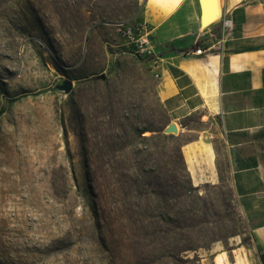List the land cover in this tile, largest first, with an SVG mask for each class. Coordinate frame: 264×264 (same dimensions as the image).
Here are the masks:
<instances>
[{"label": "rangeland", "instance_id": "1", "mask_svg": "<svg viewBox=\"0 0 264 264\" xmlns=\"http://www.w3.org/2000/svg\"><path fill=\"white\" fill-rule=\"evenodd\" d=\"M142 8L0 0V264H258L220 120L204 132L195 115L191 131L167 133L151 62L118 34ZM67 79L69 94L58 89ZM198 132L215 143L221 177L195 185L182 146ZM134 204L143 232L125 238L117 209Z\"/></svg>", "mask_w": 264, "mask_h": 264}, {"label": "crops", "instance_id": "2", "mask_svg": "<svg viewBox=\"0 0 264 264\" xmlns=\"http://www.w3.org/2000/svg\"><path fill=\"white\" fill-rule=\"evenodd\" d=\"M204 1L208 17L213 8ZM216 2L204 26L200 0H143L137 21L152 28L158 57L151 66L171 124L189 132L198 115L207 132L220 120L235 195L264 264V0ZM223 7L233 22L227 30L219 22ZM200 43L212 49L196 55ZM200 134L182 146L197 185L221 177L215 143Z\"/></svg>", "mask_w": 264, "mask_h": 264}, {"label": "built area", "instance_id": "3", "mask_svg": "<svg viewBox=\"0 0 264 264\" xmlns=\"http://www.w3.org/2000/svg\"><path fill=\"white\" fill-rule=\"evenodd\" d=\"M223 30L232 28L233 22L231 19L227 18V12L222 14L219 21ZM118 34L126 40L128 45L132 46L134 52L143 58H147L150 62L157 58V53L155 51V46L152 41V28L148 23L138 22L137 17L122 21L116 25ZM212 49L211 46H205L200 43L194 53L196 55H201L207 50ZM156 60V59H155ZM156 79L160 76L154 73Z\"/></svg>", "mask_w": 264, "mask_h": 264}, {"label": "trees", "instance_id": "4", "mask_svg": "<svg viewBox=\"0 0 264 264\" xmlns=\"http://www.w3.org/2000/svg\"><path fill=\"white\" fill-rule=\"evenodd\" d=\"M199 44H197L196 46L198 47ZM98 78L101 79V77L99 76ZM106 79V78H105ZM105 79H101V80H105ZM146 130H142L139 132V138L141 140H147V138L145 136H143V134H145ZM140 194V190L138 188V186H135V190L134 193H132L131 198L133 199H138ZM97 200L98 203L96 205V211H95V215H96V219H97V228L99 230L100 233V237L104 239L107 231H110L111 228V219L110 216L108 215L107 211H106V206H105V200L103 197L102 193H99V195L97 196ZM137 204H134V207H128L125 208L123 210L117 209L118 213L116 214V219L118 221V223L120 224V221L122 220H127L128 224H124L123 222L120 224L122 226V228L124 229L123 231H120L119 233L122 234L123 236H125V238H129L131 236H137L140 235L141 231L143 232V227L141 226L140 223V217H141V213L139 212V209L136 208ZM164 210H168L167 208H164ZM163 215H165V213L161 212ZM162 232V230H161ZM162 233H167V232H162ZM103 241V240H102Z\"/></svg>", "mask_w": 264, "mask_h": 264}, {"label": "water", "instance_id": "5", "mask_svg": "<svg viewBox=\"0 0 264 264\" xmlns=\"http://www.w3.org/2000/svg\"><path fill=\"white\" fill-rule=\"evenodd\" d=\"M200 2H201V9H202L201 18H202V24H203V26H204V24H205L207 21L211 20V19L216 15V12H217V8H216L217 5H216V3H217V2H216V0H210V2H211V6H212V8H213V12L210 13V14L208 15V17L205 16V1H204V0H200ZM87 40H88V37L86 38V41H87ZM100 77H101V79H105V78H106L105 75H101ZM58 89L64 91V92L67 93V94H69V93H71V92L73 91V89H74V82H73L72 80L67 79V80H65V81L63 82V84H61V85L58 86ZM166 132H167V133H171V132H173V133H178V129H177L176 124H171V125L167 128Z\"/></svg>", "mask_w": 264, "mask_h": 264}, {"label": "bare ground", "instance_id": "6", "mask_svg": "<svg viewBox=\"0 0 264 264\" xmlns=\"http://www.w3.org/2000/svg\"><path fill=\"white\" fill-rule=\"evenodd\" d=\"M194 179V178H193ZM195 185H197V180H196V184ZM199 185V184H198Z\"/></svg>", "mask_w": 264, "mask_h": 264}]
</instances>
